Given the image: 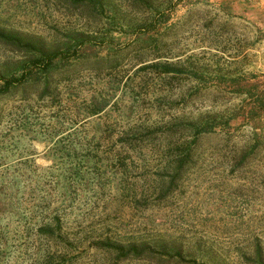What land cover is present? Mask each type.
Returning <instances> with one entry per match:
<instances>
[{"label":"rangeland","instance_id":"374dc122","mask_svg":"<svg viewBox=\"0 0 264 264\" xmlns=\"http://www.w3.org/2000/svg\"><path fill=\"white\" fill-rule=\"evenodd\" d=\"M0 30L47 46L69 32L90 38L75 57L53 60L63 66L48 95L32 68L0 98V264H155L119 260L100 244L141 239L224 264H244L256 241L264 247V0H0ZM24 57L0 44V78L18 74ZM156 61L173 63L178 77L141 69ZM101 100L102 112L85 115ZM204 116L231 127L200 137L195 162L168 190L164 144ZM144 129L158 140L139 152L115 144ZM72 130L84 144L74 156L56 143ZM116 150L126 166L110 161ZM46 224L51 235L39 230Z\"/></svg>","mask_w":264,"mask_h":264},{"label":"trees","instance_id":"16d2710c","mask_svg":"<svg viewBox=\"0 0 264 264\" xmlns=\"http://www.w3.org/2000/svg\"><path fill=\"white\" fill-rule=\"evenodd\" d=\"M61 1L68 4L70 7L78 8L80 6L86 5V3H93V0H55ZM164 19L165 16L163 15ZM163 19V20H164ZM71 33V34H70ZM66 38V42L60 46H47L45 43L37 37L22 35L16 32L4 31L0 30V44L4 47L14 50L16 52H20L25 57L19 60V68L18 74H14L9 76L8 78H0V98L2 96H6V94H10L12 88L15 90V87L20 85L22 82L26 81V79H31V73L33 72L32 68H36L34 70L39 71V75L37 78H34L37 82H43L44 87L41 90L42 95H48L49 92V80L54 72H56L59 66H63V64H53V60L55 58H61L68 61L69 57L77 55V48L82 45L88 43L87 41L90 39L87 34L83 32H69ZM156 48L157 46L153 44L150 48ZM152 48V49H153ZM157 59V57H156ZM21 64V65H20ZM56 65V66H55ZM173 63L164 62H152L146 66H142L141 69H150L152 73H155L156 76H162L164 78L176 79L178 77L179 71L174 68ZM54 69V72H51ZM106 107V101L96 102L93 101L89 107L86 108L85 115L94 116L102 112ZM229 125V120L224 121L221 118L215 119L211 117H198L193 118L190 121L183 122L182 126L179 128L186 129L188 131V136L179 138L176 142H165V150L167 153V157H169V161L167 166H171V176H169L168 190H170L175 182L181 177L182 168L189 162L193 164L195 162L194 157L196 155V145L200 137L207 135L209 133L214 132L215 129L219 130H227L231 126ZM172 128L176 129V126H172ZM145 131V132H144ZM143 132H138L137 130H129L124 134H121L116 138L115 141L120 145V149L123 151L127 148H130L133 151L139 152L141 147L145 146L147 143L155 142L158 140V136H156L155 131H149L148 129H144ZM83 139V137L79 138ZM65 141L66 144L72 145L71 155H77L76 148L74 145L80 143V146L84 144L78 140V135L75 130H72L70 133H67L65 137H61L56 143H61ZM160 141V139H159ZM86 145L93 144L94 138L89 139V141L84 142ZM64 147V146H63ZM55 152L59 153V157H62L60 153L62 150L60 147H56ZM88 153L86 155L82 154L81 160H88L87 155L91 154L90 149L86 148ZM246 151V150H245ZM252 150H247L246 152L240 154L237 159L236 166L242 167L247 161L250 159V154ZM139 155L138 153H135ZM85 156V157H84ZM92 157V156H91ZM130 160V157L127 156L126 152H119L116 150L114 154H112L110 161L115 166H126L127 160ZM78 166L77 164H75ZM169 166V167H170ZM75 167H73L74 169ZM72 170V169H71ZM55 225L57 230L59 227V220L55 219ZM48 224L43 225L39 228L40 231H46L48 234H52L53 230L49 228ZM107 241V240H106ZM103 248L111 249L116 253V257L119 260H146L150 263L155 264H224L220 260H201L199 258H195L189 255L187 252L188 249L183 248L182 244H177L175 241H170L169 243L165 242L164 245H161L160 248L152 245L151 242H148L144 239L141 240H130L126 244H120L116 242L108 243L103 242ZM169 246V247H167ZM243 263L244 264H264V247L256 241L252 246L249 247L246 253L242 254Z\"/></svg>","mask_w":264,"mask_h":264}]
</instances>
